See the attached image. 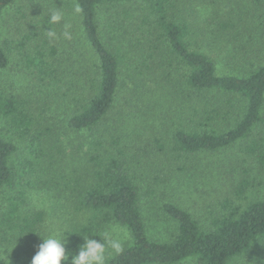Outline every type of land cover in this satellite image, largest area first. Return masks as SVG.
Masks as SVG:
<instances>
[{"label": "trees", "instance_id": "1", "mask_svg": "<svg viewBox=\"0 0 264 264\" xmlns=\"http://www.w3.org/2000/svg\"><path fill=\"white\" fill-rule=\"evenodd\" d=\"M19 1L0 0V70L10 66L11 53L18 51L38 81L42 102L68 103L61 123L67 135L78 136V144L71 140L69 151L51 136L57 122L45 124L33 99L0 85V205L9 194L0 214L4 232L24 237L40 232L44 214H31L25 205L41 168L48 171L44 186L67 191L78 214L66 253L78 252L82 235L100 233L111 224L125 228L130 239L108 264H179L189 259L231 264L264 241V196L246 203L226 198L207 226L181 205L165 203L175 233L169 240L152 237L139 185L144 166L151 171L153 163L218 152L239 142L247 143L251 161L264 168V45L247 46L250 55L238 54L237 62L229 53L237 67L234 72L219 70L220 51L228 50L234 38L228 30L244 24L256 30L260 26L254 20L238 12L205 29L185 15L187 0H143L137 8L133 0H67L79 9L87 48L85 57L79 48L73 53L76 59L83 57L81 64L75 60L63 68L59 42L46 31L53 10L34 4L23 12L20 7L16 36L3 33L6 14ZM192 4L190 16L196 13ZM51 27L58 34L62 25ZM223 112L229 116L227 128L207 122ZM252 184L247 177L239 179L233 184L235 195L245 197ZM0 264L11 263L0 256Z\"/></svg>", "mask_w": 264, "mask_h": 264}, {"label": "rangeland", "instance_id": "2", "mask_svg": "<svg viewBox=\"0 0 264 264\" xmlns=\"http://www.w3.org/2000/svg\"><path fill=\"white\" fill-rule=\"evenodd\" d=\"M142 1L133 0V7H141ZM192 1H194V4H192ZM239 1L240 5L234 0H187V9H183L186 11L185 15L188 18H193L196 24L204 26L203 28L205 29L207 27L212 28L219 21L223 23L229 17H234L233 15L238 12L242 15H247L246 19L248 18V21L249 19L254 20L260 26L255 30L254 26L244 24L243 28L239 30L235 28L228 30L233 33L234 38L232 37L231 44L228 43L226 47L228 50L232 49L231 51L228 52V50L223 49L220 51L221 60L219 59V63H221L219 70L221 73L234 72L233 68L237 67V64H234L235 61L231 60L230 54L236 56L237 62V60H240L237 56L238 54L244 53L245 56L250 55L248 51L250 48L247 46L257 44L260 47L264 45V0ZM196 2L198 3L196 4ZM34 4L40 6L41 9L48 8L49 10L60 11L64 14V20L61 22L62 27H60L58 34L62 33L64 30L63 25L66 22L71 26L68 29L71 33V39H64L61 36L57 40L59 42V60L62 61L63 68L70 67L71 61L75 60L81 64L84 60L83 57L78 55V59H76L73 53L79 48L85 57V48L87 46L82 42L83 32L77 17L78 12L75 6L73 4L70 5L67 0H20L6 14V22L1 27L5 36L9 38L16 36V30L21 22V14L17 10L21 7L22 11L26 12L27 8L29 9ZM190 4L194 6V12H196L195 14H191V16V10L188 9ZM215 7L218 9H214ZM37 12L39 13L40 11ZM17 36L19 37V34ZM253 38L255 41L252 40ZM211 42L213 45L217 44L220 46L219 40L213 39ZM251 49L256 50L254 48ZM213 55L218 59L217 51ZM86 57H88L87 54ZM75 68L77 70L76 65ZM89 70H93L91 65L89 66ZM0 85L7 92L13 91L24 97L33 99L35 106L40 111H43L45 124H54L57 122L55 126L58 127H55V131L51 136L61 141L69 151L70 147H72L70 144L71 140L75 139V142L78 144V136L69 133L72 137L71 139L61 123L65 118L68 103L61 101L50 105L49 102H42L44 96L39 92V87L37 86L38 81L18 51L11 53L10 66L7 69L0 70ZM220 99L224 101L225 98ZM221 110L223 111L224 108ZM229 110L232 111L233 109ZM224 114L223 112L221 116L207 122H211L214 128L225 129L230 125V122L229 116H225ZM130 118L132 120L134 119V117ZM197 120L200 121L199 119ZM131 123L132 125L135 124V122ZM83 136L87 137L85 138L87 142L88 137H90L89 133L83 134ZM246 144L239 142L225 150L208 154L194 156L184 154L179 159L174 160L171 158L158 164L153 163L154 165L152 167L149 166L152 169L151 171L144 169L146 167L144 166L142 170L144 169L145 171L141 170L139 185L142 191V206L150 236L162 240H169L175 233L176 223L164 211L163 207L165 203L181 205L190 211L202 225L207 226L212 214L218 210H222L226 198H233L237 200L236 203H246L251 199L263 197L264 168L256 165L253 160L251 161V157L248 156L245 149ZM22 146L25 147L26 144L22 143ZM84 148L87 150V146ZM67 149L65 151L69 152ZM62 158L65 163V155ZM66 162H68L67 158ZM47 165H49V162H47ZM70 167L74 169L72 166ZM148 172H151L150 176L145 174ZM47 173L48 171L39 169L35 177L36 185L29 189L25 209L30 211L31 214L36 212H42L44 214L39 233L47 236L50 231L58 230L61 236H66L65 239L68 242V233L71 230L72 221L74 219L76 220L78 214L76 213V209L70 205L67 191L60 192L61 189L48 188V185L44 186V184H47L45 181ZM246 177L253 184L246 192L245 197L239 199L235 195V187L233 184L239 179ZM43 181L46 183L43 184ZM7 196L9 194H6L2 199L0 214L6 208ZM121 228V237L125 243L130 239V235L125 228ZM42 242L43 238L40 235L33 237L11 236L0 228V256L8 260L11 264H31L32 257L36 254L38 245ZM179 264L197 263L194 259H189ZM231 264H264V241L258 242L245 257L237 259Z\"/></svg>", "mask_w": 264, "mask_h": 264}, {"label": "clouds", "instance_id": "3", "mask_svg": "<svg viewBox=\"0 0 264 264\" xmlns=\"http://www.w3.org/2000/svg\"><path fill=\"white\" fill-rule=\"evenodd\" d=\"M79 11V9H76ZM64 20V14L60 11H53L48 17L47 35L50 40H58L61 36L64 39H71L68 29L70 24L64 23L62 33L57 32L51 25L59 24ZM122 228L119 225H108L100 233H91L92 236L98 235L101 240L92 236L82 235L84 243L78 245V252L75 254L66 253L65 237L59 231H50L47 236L36 232L43 238V242L38 245V251L32 257L31 264H61L62 260L70 264H108V259L112 255H117L124 250V240L121 237Z\"/></svg>", "mask_w": 264, "mask_h": 264}]
</instances>
